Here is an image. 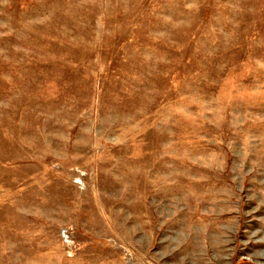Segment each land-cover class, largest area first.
Here are the masks:
<instances>
[{"label":"rangeland","instance_id":"rangeland-1","mask_svg":"<svg viewBox=\"0 0 264 264\" xmlns=\"http://www.w3.org/2000/svg\"><path fill=\"white\" fill-rule=\"evenodd\" d=\"M0 264H264V0H0Z\"/></svg>","mask_w":264,"mask_h":264}]
</instances>
